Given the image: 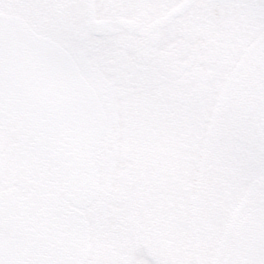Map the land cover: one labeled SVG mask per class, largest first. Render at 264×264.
Instances as JSON below:
<instances>
[{
  "label": "snow or ice",
  "instance_id": "snow-or-ice-1",
  "mask_svg": "<svg viewBox=\"0 0 264 264\" xmlns=\"http://www.w3.org/2000/svg\"><path fill=\"white\" fill-rule=\"evenodd\" d=\"M0 264H264V0H0Z\"/></svg>",
  "mask_w": 264,
  "mask_h": 264
}]
</instances>
